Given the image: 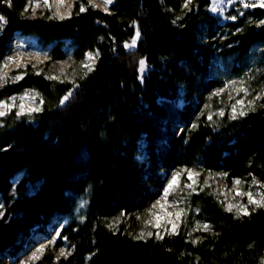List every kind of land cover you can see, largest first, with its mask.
<instances>
[{
  "label": "trees",
  "instance_id": "trees-1",
  "mask_svg": "<svg viewBox=\"0 0 264 264\" xmlns=\"http://www.w3.org/2000/svg\"><path fill=\"white\" fill-rule=\"evenodd\" d=\"M194 3L198 13L176 21L179 0H115L110 13L88 4L80 12L76 2L71 17L61 20L30 16L28 0H0L6 20L0 65L22 37L51 47L53 61L65 59L67 41L76 62L98 54L94 69L74 84L28 66L14 73L22 79L0 88V100L33 90L44 101L40 113L17 119L13 110L0 118V264L17 263L38 236L72 218L83 197L84 222H70L60 233L71 255L56 260L49 248L34 264H256L264 258V207L237 219L205 201L218 238L210 251L196 252V261L181 257V240L140 241L122 222L111 224L148 209L170 173L182 168L264 183V109L220 128L200 112L201 89L216 84L208 76L213 49L198 26L205 20L206 40L216 29L237 32L229 53L240 58L264 43L258 23L264 10H247L221 26L205 11L209 0ZM137 32L136 46L125 48Z\"/></svg>",
  "mask_w": 264,
  "mask_h": 264
},
{
  "label": "rangeland",
  "instance_id": "rangeland-1",
  "mask_svg": "<svg viewBox=\"0 0 264 264\" xmlns=\"http://www.w3.org/2000/svg\"><path fill=\"white\" fill-rule=\"evenodd\" d=\"M76 2H79V7L81 6V4H88L92 7V5L89 3V0H85L83 2L81 0H65L64 5L58 10L55 0H50V3L52 5L51 11L45 8L41 3V6L35 10V14H33L31 7H29V10L26 13H28L32 17H41L49 14L53 18L59 19L56 15L57 11H59L63 13L66 18H69L72 15ZM93 2L96 5V7L93 8H96L104 13H110L111 6H113L115 0H113L112 4L107 6L104 5L103 0H93ZM179 2L181 3L180 9L177 13L174 14L176 16V21L179 20V18H182L183 16L187 15L190 10L194 9L196 10L195 12L198 13V5L194 3V0H191V3L188 5L187 8L184 7V4L187 2V0H179ZM245 2L258 3V0H245ZM70 6L71 10L69 14ZM213 7L217 8V11H212ZM255 8L261 7L257 6L254 8H244L243 5L240 3V0H209V4L205 11H207V13L212 17H215L221 26H226L227 24L233 23L237 19L244 16L247 10H253ZM261 9L264 10V8ZM233 16L236 17V19H231V17ZM248 22L250 23V20ZM198 26L200 28V32L202 33V35H200L201 40L210 43L211 48L213 49L210 74L208 76L209 79L213 80L216 84L215 87L211 89L206 90L204 89V87L203 89H201V114H204L206 116L208 122L211 123L214 128H220L223 124H226V122H233L238 119H241L246 116L249 112L255 111L256 109H264V95H261V99L255 100L252 105L248 104V101L253 99V97H255L256 95L261 94L260 90L264 88V43L252 47L245 56L238 58L233 54L229 53V49L232 47V45L228 43L232 39V36H235L237 32L232 33L227 27H224L222 29H216L217 35L212 39L206 40V34L204 32L205 20L201 19ZM138 40L139 36L136 38V44ZM131 42L129 44H131ZM134 47L127 49H133ZM73 51L74 47L72 43L67 41L64 46L65 59L62 61H53L50 56L51 47H43L35 37H22L17 39V41L13 45L10 55L7 56L13 57V62H8V66L6 68L3 67V64L6 62V57L1 63L0 75L6 72L8 74L7 81L10 80L12 82H15V76H22V74L14 73L19 70H24L28 66H31L32 68L37 70V72L44 71L47 77H57V79H50L52 81L59 83L74 84L90 72H87V74H85L87 70L81 66L82 62H85V59L81 62H76L72 57ZM92 54L95 57L93 62L94 69V66L97 61V55L94 53ZM145 72L146 65L144 64V69L143 71H141L139 64V75L141 78L145 74ZM240 80H244L247 82L249 93L247 96L244 95V93H239V95H237V93L231 88L226 90L220 96L212 95V93L216 90L224 88L227 82ZM237 87H239V84H237ZM27 91L30 94H38L33 90ZM229 94H231L234 99L230 100ZM21 95H18L17 97ZM235 99L244 100L245 106L243 110L246 111L247 114L244 116L237 115L236 119H230L229 117L232 112L231 105L235 103ZM40 100L41 97L38 94L35 101L28 100L25 101V104L26 106L30 104H38ZM16 103L18 105L20 101L17 100ZM42 105H40L41 109ZM221 108L224 109V116L218 115V112ZM13 110L18 111V108H14ZM240 110V106L237 105V113ZM40 112L41 111L37 113ZM209 115H212L213 117L211 120L208 119ZM188 169L199 173V177L197 178L196 183L193 185V188L185 187L186 184L192 183V181L188 179L187 172L185 171L187 170V168H182L170 173L163 187L164 190L169 180L172 178L173 174L177 172L181 173L178 181V187L173 190L172 194H170L168 198L169 202L175 201L178 208L185 210L183 223H181L176 234L169 235L164 231L163 228L158 230L152 228L151 225L146 226L144 220L150 219V217L147 216V209L133 216H122L118 220L111 222V224L116 227L118 224H120L119 222H122L125 225V230L129 231V234L133 238L143 231L145 233L144 238L136 239L140 241L160 242L165 239L169 241L174 239L181 240L183 243L182 248L180 247L182 249L180 253L181 257H187L192 259L193 261H196V252L201 248L210 251L212 244L217 242L218 238V233L215 230V227L210 223V221L203 212V204L205 201H208L211 204H215L223 213L231 215L232 217L237 219L244 217L245 215L238 214L236 208H233L232 211H227V204L232 203L236 205H247L249 213L263 208L256 207L255 205H248L246 196H235V186L233 184V181L237 179L228 180L225 175H220L221 173L204 171L200 169V167L197 165ZM205 180H207V184H205ZM241 181V190L245 192L252 191L256 199H260L261 194H264V187H261V185H264V183L256 180L258 183L253 184V178H246ZM229 189H232V191H229ZM34 190L35 188H32L30 192ZM163 190L159 193V195L153 201L152 204H154L157 200L161 198V196L163 195ZM152 204L150 205V207L152 206ZM87 207L88 199L87 197H83L78 202L72 218L64 219L59 223H57V221L54 222V224L57 223V227L55 229H50L48 235L44 237L38 236V240L30 248H28L22 256H20L18 262L15 264L37 263L42 258L44 252L49 248L56 249V260L64 258L60 256V248H64L66 252H72L70 246L67 243H63L64 241L60 242V233L62 228H64L70 222L83 223ZM167 211H172V209L169 208L167 209ZM137 217H140V219H138ZM204 225L209 226L207 230L203 228ZM167 227L170 228L171 226L167 225ZM149 231L153 233L152 236L146 235V233ZM157 231H159L160 235L163 236V239L156 238L155 233ZM53 240H55L54 245L49 243V241ZM41 245H46L43 254H38L39 258L36 260L29 259L32 254L36 251V249L39 248ZM261 259H259L256 264H260Z\"/></svg>",
  "mask_w": 264,
  "mask_h": 264
},
{
  "label": "snow or ice",
  "instance_id": "snow-or-ice-1",
  "mask_svg": "<svg viewBox=\"0 0 264 264\" xmlns=\"http://www.w3.org/2000/svg\"><path fill=\"white\" fill-rule=\"evenodd\" d=\"M41 3L45 8H47L49 11H51L52 5L50 3V0H28V4L25 6L24 11L27 12L29 10V7H31L33 14H35V10L41 6ZM55 3L57 5V9L59 10L60 7H62L65 3V0H55ZM89 3L92 5V7H96L95 3L93 0H89ZM103 3L105 6L110 5L113 3V0H103ZM191 3V0H187V2L184 4V7L187 8L188 5ZM240 3L243 5L244 8H249V7H261L264 8V0H258V3L253 2V3H247L245 0H240ZM71 6L69 7V14H70ZM85 6L81 4L80 6V12H84ZM212 11H217V8L213 7ZM56 15L58 16L59 19L63 20L65 19V15L59 11H57ZM51 19L52 17H48ZM231 19H236V17H231ZM261 24H264V21L260 22ZM6 24V20L3 16H0V30H3L4 25ZM139 36V33H136V36L132 38L131 44L126 43L124 46L125 48H131L134 47L136 44V38ZM98 55V54H97ZM95 57L91 52L85 53V62H82L81 66L86 69L87 72H91L93 70V62H94ZM8 62H13V57H7L6 62L3 64V67L8 66ZM140 64V69L143 71L144 69V60L139 61ZM74 71V70H73ZM23 77L21 75L15 76V80L18 81L22 79ZM48 79H57L55 76H49L47 77ZM8 79V74L5 72L2 75H0V87H3L5 83L7 82ZM237 84H239V87H237ZM229 88L233 89L237 95L239 93H244V95H248V87H247V82L244 80L240 81H230L227 82L224 86V88L218 89L215 92L212 93L213 96H220L223 94L226 90ZM261 94L256 95L253 97V99L248 101L249 105H252L255 100H260L261 95H264V88L260 90ZM38 94L36 93H29L26 91L23 95L17 97V96H12L9 97L7 100H0V118L7 116L9 113L13 111L14 108H18V111L15 112L16 118L19 119L24 115L32 116V114L37 113L41 111L40 105L44 103V101L41 99L38 104L34 105H27L25 104V101L31 100L35 101L36 97ZM71 92H69L68 95H65L61 100L60 104L63 105L65 102L70 98ZM229 99L232 100L234 97L229 94ZM17 100L20 101V103L17 105ZM237 105L240 106L241 110L237 113ZM244 106L245 102L243 99H235V103L231 105V115L230 119H236L237 115L239 116H244L246 115V111H244ZM254 110V109H253ZM218 115L224 116L225 112L224 109L221 108L218 112ZM213 117L212 115L208 116V119L211 120ZM195 127V125H194ZM187 172L188 179L192 181L191 184H186L185 187L187 188H193V185L196 183L197 178L199 177V173L194 172L191 169L185 170ZM181 173L177 172L173 174L172 178L169 180L168 184L163 190V195L159 200H157L152 206L147 209V216L150 217V219H145L144 223L145 225H151L152 228L155 229H161L163 228L164 231L169 234V235H174L177 233L181 223H183V218L185 216V210L178 208L176 205L175 201L169 202V196L172 194L173 190L178 187V181ZM220 175H226V174H220ZM205 184H207V180L204 181ZM253 184L258 183L255 178H253ZM233 184L235 186V196L236 197H247L248 205H255L256 207H264V194H261L260 199H256L252 191H243L240 188V185L242 184V181L237 179L233 181ZM261 187H264V185H261ZM229 191H232V189H229ZM171 208L172 211H167V209ZM233 208H236L238 214H243L245 216L249 215V210L247 205H236L229 203L226 205V210L227 211H232ZM255 210V209H253ZM3 213H0V216H2ZM121 215H124L121 213ZM140 219V217H137ZM167 225H170L171 227H167ZM112 225H110L111 227ZM208 225H204L203 228L205 230L208 229ZM59 235V234H58ZM146 235L152 236V232H147ZM157 239H163V236L160 235L159 231L155 233ZM145 236V233L142 231L139 235L134 237L135 239H143ZM50 244H55V240L49 241ZM46 245H41L39 248L36 249V251L32 254V256L29 258L31 260H36L39 258L38 254H43L45 251ZM60 256L64 257L65 259L71 255V252H66L64 248H60ZM260 264H264V258L261 259Z\"/></svg>",
  "mask_w": 264,
  "mask_h": 264
}]
</instances>
